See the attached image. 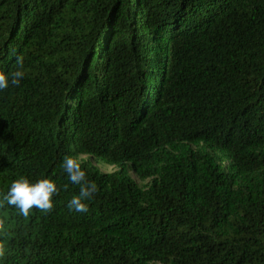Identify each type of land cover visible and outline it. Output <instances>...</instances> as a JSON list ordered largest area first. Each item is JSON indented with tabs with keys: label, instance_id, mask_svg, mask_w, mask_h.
Returning a JSON list of instances; mask_svg holds the SVG:
<instances>
[{
	"label": "trees",
	"instance_id": "16d2710c",
	"mask_svg": "<svg viewBox=\"0 0 264 264\" xmlns=\"http://www.w3.org/2000/svg\"><path fill=\"white\" fill-rule=\"evenodd\" d=\"M16 70L0 264H264V0H0ZM65 156L98 187L86 213ZM20 177L57 185L50 211L7 204Z\"/></svg>",
	"mask_w": 264,
	"mask_h": 264
},
{
	"label": "clouds",
	"instance_id": "9594fccd",
	"mask_svg": "<svg viewBox=\"0 0 264 264\" xmlns=\"http://www.w3.org/2000/svg\"><path fill=\"white\" fill-rule=\"evenodd\" d=\"M24 78V72L5 74L0 72V90L10 86H19ZM61 167L73 185H79V193L74 195L68 202L69 211L86 213L88 211L87 201L91 200L98 192L95 182L86 180L85 172L76 158L65 156ZM58 194L57 185L50 179H40L33 183L26 177H20L12 182L10 189L4 199L7 204L14 206L19 212L28 216L33 208L50 211L54 206V196Z\"/></svg>",
	"mask_w": 264,
	"mask_h": 264
},
{
	"label": "rangeland",
	"instance_id": "374dc122",
	"mask_svg": "<svg viewBox=\"0 0 264 264\" xmlns=\"http://www.w3.org/2000/svg\"><path fill=\"white\" fill-rule=\"evenodd\" d=\"M192 149L198 150L199 148L192 147ZM212 154H214V153H212ZM218 157H219V160L223 159L221 155H218ZM78 160L79 161H87V160L91 161L102 173H105V174L114 173L115 171H117L119 169L117 167H113V166H110L108 164H104L95 158H89V157L82 156V157H79ZM224 163L226 164V163H228V161L225 160ZM130 175L140 189L145 190L149 187L151 180H142L139 176H137L132 171H130Z\"/></svg>",
	"mask_w": 264,
	"mask_h": 264
}]
</instances>
